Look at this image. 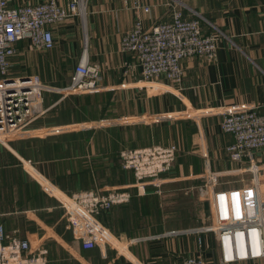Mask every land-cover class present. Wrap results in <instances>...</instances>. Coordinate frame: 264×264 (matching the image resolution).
<instances>
[{"label":"crops","instance_id":"obj_1","mask_svg":"<svg viewBox=\"0 0 264 264\" xmlns=\"http://www.w3.org/2000/svg\"><path fill=\"white\" fill-rule=\"evenodd\" d=\"M43 1L8 3L21 7ZM127 1L90 0L85 30L79 17H71L51 27L52 50L35 51L24 40L11 59L14 76L38 75L55 88L70 84L85 48L89 62L102 72L95 93H46L26 138L0 147V222L34 248H47L48 264H92L94 258L99 264H181L195 251V238L191 244L182 236L134 240L181 229H172L173 203L182 205L183 197L187 202V189L205 170L218 174L222 189L242 186L250 177L248 163L233 162L226 152L233 138L221 131V117L200 111L243 106L264 113V0H178L204 19L206 32L224 34L216 62H182L181 86L165 78L141 82L136 59L120 51L135 20ZM169 1L142 0L150 7L146 26L171 19ZM68 127L73 129L51 132ZM172 144L179 148L173 169L161 176L159 188L149 185L147 194L139 195L120 153ZM257 158L264 165V150ZM44 180L69 195L94 189L129 193V202L100 217L119 245L84 250L59 201L44 190Z\"/></svg>","mask_w":264,"mask_h":264},{"label":"built area","instance_id":"obj_2","mask_svg":"<svg viewBox=\"0 0 264 264\" xmlns=\"http://www.w3.org/2000/svg\"><path fill=\"white\" fill-rule=\"evenodd\" d=\"M89 1L67 0L66 5H62L60 0H45L35 5L11 7L8 0H0V147L6 148L13 141L26 138L28 126L41 114L46 93L66 97L100 90L102 72L99 65L89 62L86 48L84 58L65 88L46 84L38 75L17 77L12 73L11 59L18 54L20 42L29 40L35 51L52 50L51 27L74 16L81 19L85 30ZM125 5L134 12L135 20L121 39L120 51L136 59L141 68V82L165 78L181 86L185 77L182 65L185 59L201 58L207 63L217 61L224 34L206 32L204 19L178 0L167 3L171 9L169 21L149 27L144 19V15L150 13L149 6L143 5L142 0L127 1ZM203 112L221 117V131L233 138L226 152L231 161L248 163L246 173L250 175L249 180H242V186L222 189L218 174L205 170L200 175L203 184L197 188V194L199 191L208 201L213 224L172 230L134 242L193 235L196 249L181 264H258L264 261V165L257 158V153L264 150V113L243 106L210 108L200 114ZM71 129L51 131L59 133ZM178 152L175 144L151 145L124 149L120 157L123 168L134 174L138 194L144 196L149 185L158 188L162 185L161 176L173 169ZM42 186L47 194L57 198L68 227L84 249L106 245L116 247L117 243L99 216L116 205L129 202V193L118 189H94L69 195L60 192L47 180ZM3 215L0 208V218ZM210 253L212 255H208ZM48 262L47 248H34L29 240L9 234L0 222V264Z\"/></svg>","mask_w":264,"mask_h":264},{"label":"rangeland","instance_id":"obj_3","mask_svg":"<svg viewBox=\"0 0 264 264\" xmlns=\"http://www.w3.org/2000/svg\"><path fill=\"white\" fill-rule=\"evenodd\" d=\"M14 71L15 69L12 70L13 73ZM194 180H195L194 182L195 184L187 189L188 192L187 202H185L184 199L185 197H183L182 205H179L178 201H174L173 203L174 210H173V219L171 224L172 229L181 228L182 230H185L206 224L207 225L213 224L211 217V210L208 201L206 200L205 196L199 194V191L197 194V188H199L203 184V179L196 178ZM100 217L101 215L99 216V220ZM209 237L211 239L212 236L210 235ZM188 239H190V244H191L192 240H194V236L191 235L190 237H188ZM190 247H192V245ZM208 255H212V254L210 253ZM91 263L99 264L98 260L95 258L91 260ZM82 264H85V261ZM101 264H106V262Z\"/></svg>","mask_w":264,"mask_h":264},{"label":"trees","instance_id":"obj_4","mask_svg":"<svg viewBox=\"0 0 264 264\" xmlns=\"http://www.w3.org/2000/svg\"><path fill=\"white\" fill-rule=\"evenodd\" d=\"M120 154H121V153H120ZM102 214H103V213H102ZM102 214H101V215H102ZM84 250H87V249H84ZM88 250H92V249H88Z\"/></svg>","mask_w":264,"mask_h":264}]
</instances>
